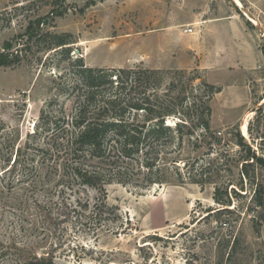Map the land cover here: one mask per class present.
I'll list each match as a JSON object with an SVG mask.
<instances>
[{"label": "rangeland", "instance_id": "374dc122", "mask_svg": "<svg viewBox=\"0 0 264 264\" xmlns=\"http://www.w3.org/2000/svg\"><path fill=\"white\" fill-rule=\"evenodd\" d=\"M174 4L181 9L180 21L188 20V13L239 14L262 56L255 69L208 74L179 67L173 60L164 64V57L180 52L171 47L175 43L161 40ZM40 6L37 0H0V51L10 42L11 52L22 57L18 65L0 67V156L11 158L5 169L0 165V264L30 259L51 264H264V170L254 167L250 182L242 180L238 159L244 152L234 144L237 128L264 158V105L258 108L264 100V0H103L82 15L68 12L44 28L69 36L67 56L59 49L45 50L42 43L20 51L27 21ZM77 59L91 68L160 71L165 84L171 78L179 88L191 82L197 96L205 94L201 83L215 87L219 92L210 97V127L222 141L213 149L225 152L215 161L214 183L143 191L109 185L106 203L117 217L95 231L96 221L78 216L76 202L86 195L55 188L46 170L40 182L30 169L23 175L19 167L13 170L15 156H25V143L28 155L43 144L41 137H30L41 111L49 118L70 112L67 93ZM203 151L193 155L196 170L217 157L202 156ZM229 182L233 185L226 187ZM216 187L228 191L227 211L213 201ZM93 195L90 192L89 198Z\"/></svg>", "mask_w": 264, "mask_h": 264}, {"label": "trees", "instance_id": "16d2710c", "mask_svg": "<svg viewBox=\"0 0 264 264\" xmlns=\"http://www.w3.org/2000/svg\"><path fill=\"white\" fill-rule=\"evenodd\" d=\"M37 1L41 4L40 9L27 21L20 37L26 43L20 51L42 43L45 50L59 49L67 56L71 51L67 47L71 43L69 36L50 33L44 28L68 12L82 15L103 0H82L81 3L77 0ZM12 49L10 42L3 43L0 67L21 62L20 54L12 53ZM73 66L74 83L67 93L70 112H60L49 118L45 110L41 111L30 137H41L43 144L33 149L34 155H28L29 147L25 143V156L20 152V157L15 156L13 170L19 167L22 175L32 170L38 178L36 182H40L41 173L46 170L55 188L86 195L84 201L76 202L82 210L78 216L96 221L95 231H102L103 224H110L113 217H117L116 209L106 203L109 185L143 191L154 186L214 183L215 161L225 152L213 149L222 141L210 127V97L219 92L215 87L203 82L200 86L205 89V94L197 96L193 94L191 82L179 88L175 78H171L165 84L164 74L156 70L91 68L85 66L82 59H77ZM234 131V144L244 152L238 159L239 174L242 180L250 182L254 167L264 170V158L252 150L237 128ZM46 133L47 137L43 139ZM198 150H204L202 156L217 157L196 170L198 159L193 155ZM10 162V156L6 159L0 156L2 169ZM253 180L252 187L255 185ZM228 185L233 184L229 182L226 187ZM255 189L253 197L256 199ZM234 190L232 188L231 192L235 193ZM90 192L94 193L92 198H89ZM228 196L226 189L221 191L216 187L213 201L226 207L224 210L227 211L231 205ZM256 206L261 208L262 203L258 202ZM34 260L23 264H51L43 259Z\"/></svg>", "mask_w": 264, "mask_h": 264}, {"label": "crops", "instance_id": "0c3cea01", "mask_svg": "<svg viewBox=\"0 0 264 264\" xmlns=\"http://www.w3.org/2000/svg\"><path fill=\"white\" fill-rule=\"evenodd\" d=\"M175 6L173 16H169L163 27L165 35L161 40L175 43L170 46L180 52L164 57V64L173 60L179 67L195 68L208 74L255 69L262 56L239 14L216 17L188 13V20L180 21L181 9ZM186 27H192L193 33H182ZM176 30H179L178 35ZM180 38L187 40L179 41ZM178 42L183 43L179 45Z\"/></svg>", "mask_w": 264, "mask_h": 264}, {"label": "built area", "instance_id": "2783aa9c", "mask_svg": "<svg viewBox=\"0 0 264 264\" xmlns=\"http://www.w3.org/2000/svg\"><path fill=\"white\" fill-rule=\"evenodd\" d=\"M184 34H192L193 33V28L192 27H186L183 29Z\"/></svg>", "mask_w": 264, "mask_h": 264}, {"label": "water", "instance_id": "95a60500", "mask_svg": "<svg viewBox=\"0 0 264 264\" xmlns=\"http://www.w3.org/2000/svg\"><path fill=\"white\" fill-rule=\"evenodd\" d=\"M260 33L263 34V31L261 30ZM263 105H264V101L260 103V105H259L258 108L262 107ZM254 111H255V109L253 110V112H254Z\"/></svg>", "mask_w": 264, "mask_h": 264}, {"label": "bare ground", "instance_id": "6f19581e", "mask_svg": "<svg viewBox=\"0 0 264 264\" xmlns=\"http://www.w3.org/2000/svg\"><path fill=\"white\" fill-rule=\"evenodd\" d=\"M246 15V14H245ZM247 17V16H246ZM264 101V100H263ZM242 131H243V136L244 137H246L247 136V134H246V132H245V129H244V127H242Z\"/></svg>", "mask_w": 264, "mask_h": 264}]
</instances>
